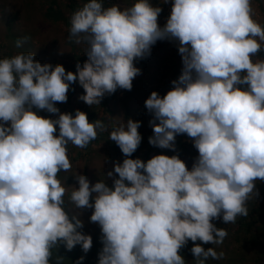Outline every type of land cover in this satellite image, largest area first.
Returning <instances> with one entry per match:
<instances>
[{
  "label": "clouds",
  "instance_id": "1",
  "mask_svg": "<svg viewBox=\"0 0 264 264\" xmlns=\"http://www.w3.org/2000/svg\"><path fill=\"white\" fill-rule=\"evenodd\" d=\"M258 7L254 0H174L161 27L163 9L152 0L107 7L87 0L70 16L68 40L87 56L75 72L42 64L33 51L0 59V264H64L65 256L53 254L61 245L87 253L93 237L82 231L84 209L93 210L90 221L101 229L98 264H187L180 249L189 241L202 242L190 249L194 264L224 259L222 250L203 246H220L228 236L213 220L247 217V202L259 196L256 182H264ZM161 40L178 41L183 67L172 90L153 91L145 101L153 116L149 143L175 150L177 135L187 134L199 153L191 170L179 155L131 158L142 141L141 121L90 122L79 109L73 115L56 106L76 82L89 106L118 88L131 90L141 72L134 61ZM109 128L108 139L127 157L107 172L112 185L78 173L69 192L58 178L72 169L68 145L86 148Z\"/></svg>",
  "mask_w": 264,
  "mask_h": 264
},
{
  "label": "rangeland",
  "instance_id": "2",
  "mask_svg": "<svg viewBox=\"0 0 264 264\" xmlns=\"http://www.w3.org/2000/svg\"><path fill=\"white\" fill-rule=\"evenodd\" d=\"M67 2V0H57V3L63 6ZM109 2L106 7L116 3L131 6L134 0H110ZM173 2L174 0H169V3L164 4L163 0H152L154 6H161L163 9L158 17V23L161 27L166 24L170 16ZM27 3H29V6ZM52 3L53 0H0V54L13 56L23 52L22 49H24L25 52H35V59L42 64L51 63L53 66L62 64L65 68L72 64L75 58L71 48L72 44L68 40L69 26L63 20L52 21L47 18L45 13L46 8ZM255 5H259L256 9L257 16L255 18L261 24H264V0H254V7ZM64 8L68 9V7ZM12 15L16 17L14 21L11 20ZM69 15L70 12L66 11V16L69 17ZM26 31L31 36H28L29 39L22 48H17L13 40L7 38ZM2 42L4 47H2ZM75 46L77 52L81 53L80 56L87 58L84 54V46L77 44ZM178 49V41H157L152 46L149 57L137 58L134 61L135 66L141 69V72L134 78L132 89L118 88L113 93L114 96L112 94L105 95L101 105L89 106L81 101L79 97L84 94V89L77 83L76 92L72 96L70 95L72 85L70 86L67 102H57L56 106L62 113L75 112L80 108L89 117L92 112L98 119L102 118L106 123L110 122L113 125L118 124L121 120L127 122L131 118L141 121V127L138 131L142 135V140L147 136L154 135L153 128L149 123L153 116L145 107V101L153 91L158 92L160 96H164L174 87L171 81L178 79L183 67L182 54L179 53ZM165 72L169 74V77L161 79L160 77ZM42 116L55 119L58 114H51L43 110ZM109 118H111L110 121ZM110 131L111 128L107 132H102L104 137L99 142L94 141L91 148L82 149L71 143L68 145L72 169L69 172L62 170L58 178L68 188L69 192L72 190L70 185L78 187V182L73 176L78 173L86 175L91 184L105 180L109 186L112 185L113 180L107 177V172L113 171L115 163H122L126 156L121 152L119 146H116L115 142L108 139ZM178 136L179 138H176L175 144L180 140L182 146L177 144L175 150L157 148L152 153L154 156L159 154L179 155L191 170L195 159L199 155L198 150L194 147L192 138L188 137L187 134H178ZM143 151L145 150L143 149L142 153ZM141 157L144 158V155H141ZM115 177L119 178L118 174H115ZM256 183L259 196L257 199L253 198L247 202L249 209L248 222L251 229L249 228L248 231L245 229L249 225L248 222H244L243 227L237 223L242 220V216L237 217L236 222L230 224L224 223L222 219L213 220L217 227L227 229L228 236L220 246H214L210 243L203 245L205 248L216 247L217 251L222 250L225 253L224 259L219 261L210 259L209 264H264V182L257 181ZM65 199L67 201V196ZM250 210L255 212L254 215L250 213ZM92 211V209H84L81 216L84 221L82 231L93 237L92 248L87 253H84L81 247L72 251H67L63 245L59 249L54 248L55 255L66 257L64 264H72L85 254H88L91 262L98 264L100 253L98 251L102 250L103 247L100 239L102 233L100 226L90 221ZM194 243L202 242L189 241L186 246L180 249V254L184 256L187 264H194V256L190 251ZM68 252H71V258L68 256ZM93 254L94 256H92Z\"/></svg>",
  "mask_w": 264,
  "mask_h": 264
},
{
  "label": "trees",
  "instance_id": "3",
  "mask_svg": "<svg viewBox=\"0 0 264 264\" xmlns=\"http://www.w3.org/2000/svg\"><path fill=\"white\" fill-rule=\"evenodd\" d=\"M67 4H65L64 6L62 4H59L57 3V0H53V3L51 5H49L46 10H45V13H46V16L47 18L51 19L52 21H57V20H63L66 25H68L70 27V16L71 14L80 6H82L83 3L87 2V0H67ZM110 0H104V3H105V6L106 4H109ZM113 1V0H112ZM27 5L29 6V3H27ZM63 6V7H62ZM64 7H68V9L64 8ZM66 11H69L70 12V15L69 17L66 16ZM16 17H14L12 15L11 17V20H15ZM28 36H31V34L29 32H22V33H16L12 36H8L7 38H11L13 40V43L16 42V40L18 38H22V37H28ZM72 46V50L74 52V62H72V64H69L68 67H66V71H72V72H75L76 71V65L77 63H80L81 65H83V63L87 60V58H84V57H81L80 56V52H77V47L75 46V43H71ZM2 47H4V43L2 42ZM76 50V51H75ZM23 52H25L24 49H22ZM12 55H7L5 54L4 56V53L3 54H0V59L4 58V57H10ZM169 77V74L168 73H164L160 78H168ZM158 80V79H156ZM161 81V80H160ZM78 82L72 84V87H71V96L76 92V85H77ZM112 96H114L112 94ZM80 110V108H79ZM73 115L75 114V112H71ZM40 115L43 114V110H40L39 112ZM48 118V117H47ZM89 121L92 122L96 119H98L97 117H95V114L91 112V115H89L88 117ZM153 136V135H151ZM151 136H147L145 137L142 141H141V144L139 145V147L137 148V150L132 154L131 158L133 159H136V158H140L142 160H144L145 162H147V160L151 159L152 157H154V154L152 153L154 151V149H157L159 147L157 146H153L149 143V137ZM104 137L103 136V133H99V135L97 136V138L95 140H93L92 142L89 143V145L86 147V148H91L92 145H93V142H99L101 140V138ZM176 138H179V136L177 135ZM181 141L178 140L176 142V145L179 144V146H182V143H180ZM117 146V144H116ZM145 150L143 151L142 153V150ZM82 154V153H80ZM141 155H144V158L141 157ZM127 158V157H126ZM255 210V209H253ZM250 213L253 214L255 212L251 211L250 210ZM254 215V214H253ZM242 221V223H241ZM241 221H238L237 223L240 224V226H244V222H248V216L247 217H242V220ZM248 226H246V231H248V229L250 228V223L248 222ZM248 227V228H247ZM251 229V228H250ZM80 246L77 245L73 250H77ZM101 251V250H100ZM98 251V253L100 252ZM54 254V257H55V253L53 252ZM68 256L71 258V252H68ZM85 260L83 261V264H95L93 262H91V258L88 257V254H85ZM94 256V254L92 255Z\"/></svg>",
  "mask_w": 264,
  "mask_h": 264
}]
</instances>
